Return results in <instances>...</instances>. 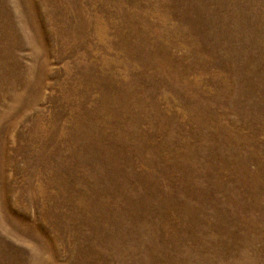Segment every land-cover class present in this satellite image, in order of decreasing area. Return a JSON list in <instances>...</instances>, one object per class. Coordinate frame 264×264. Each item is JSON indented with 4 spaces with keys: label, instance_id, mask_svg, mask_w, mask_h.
<instances>
[{
    "label": "rangeland",
    "instance_id": "1",
    "mask_svg": "<svg viewBox=\"0 0 264 264\" xmlns=\"http://www.w3.org/2000/svg\"><path fill=\"white\" fill-rule=\"evenodd\" d=\"M0 264H264V0H0Z\"/></svg>",
    "mask_w": 264,
    "mask_h": 264
}]
</instances>
